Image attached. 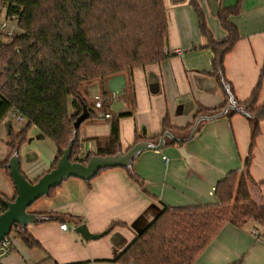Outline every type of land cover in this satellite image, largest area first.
<instances>
[{
    "label": "crops",
    "instance_id": "crops-1",
    "mask_svg": "<svg viewBox=\"0 0 264 264\" xmlns=\"http://www.w3.org/2000/svg\"><path fill=\"white\" fill-rule=\"evenodd\" d=\"M164 1L170 57L159 64L135 69L130 81L125 76L124 94L117 98L108 90L109 80L95 88L102 93L105 108L80 127L82 155L97 153L106 145L110 136V119L106 115L133 111V116L123 117L119 122L120 152L126 153L134 146L137 133L145 136L144 141L156 142L154 139L163 132L166 117L177 128L172 133L179 139H187L190 133L185 138L179 130L193 122L199 105L213 109L225 103L220 87L205 75L212 71L215 55L205 47L208 39L201 33L199 16L191 0ZM237 1L196 0L215 42L228 38L219 12L236 6ZM227 22L235 26L239 39L224 58V78L240 103L249 101L258 89V105L262 106L264 0H241L240 11L229 16ZM10 117L4 121L6 129L8 123L12 124L8 121ZM251 120L237 113L205 122L182 146L167 145L162 150L142 153L133 163L134 176L124 168H114L101 171L90 182L68 179L53 196L46 197V201L41 198L29 211L45 218L27 227L41 247L31 249L18 239L23 248L14 246L15 250L1 258L0 264H119L115 261L121 253L165 208L216 203L218 183L235 171L249 173L251 197L259 207H264V119L259 122L260 132L252 148L249 169L245 170L251 151ZM29 136L23 146L29 145L28 148L22 155L19 151V155L23 174L34 182L49 172L57 149L36 127ZM8 141L9 138L7 145ZM181 149L186 151L189 161ZM10 152L8 145V152L0 157V162ZM15 191L0 168V193L12 197ZM82 224L93 235L107 234L98 240L85 241L75 232ZM61 225H67L68 230H62ZM255 230L259 232L257 236ZM261 232L254 222L242 228L226 223L193 264H264Z\"/></svg>",
    "mask_w": 264,
    "mask_h": 264
},
{
    "label": "trees",
    "instance_id": "trees-1",
    "mask_svg": "<svg viewBox=\"0 0 264 264\" xmlns=\"http://www.w3.org/2000/svg\"><path fill=\"white\" fill-rule=\"evenodd\" d=\"M0 5L5 9L9 26L6 30L9 40L0 44V125L14 112L27 121L19 133L11 128L8 134L11 152L5 161L0 162V168L10 180L7 164L14 152L20 151L27 143L33 127L55 144L57 153L49 172L57 167L73 138L74 124L84 107L90 118L95 116L81 93L84 85L105 82L121 75L130 81L135 69L159 64L170 57L164 0H0ZM191 5L198 13L201 33L208 39L205 47L215 55L213 69L205 75L215 80L225 95V103L213 109L199 105L193 122L179 130L185 138L200 115L216 113L229 104L222 78L234 96L233 88L224 78V58L239 39L237 29L227 19L238 14L241 0L236 6L219 12L222 25L228 32V38L222 42L213 40L196 0H191ZM9 31L12 36H8ZM234 99L252 116L251 151L245 164L248 171L252 148L260 132L259 122L264 119V105H258V89L247 102L240 103L235 96ZM235 114L231 112L228 116ZM131 116L132 110L110 114V136L97 153L82 155L79 129L71 162L86 164L94 155L119 153V122L123 117ZM176 129L166 117L163 132L154 141L165 132ZM136 137L135 144L146 139L140 133ZM184 143L169 141L167 145L182 146ZM126 170L134 176L132 169ZM250 181L249 173L231 172L217 185L216 203L165 208L115 262L193 264L226 223L242 228L254 222L264 236V207L253 201ZM57 189L51 190L50 196ZM17 195V191L12 197L0 193V214L6 211L4 202L14 201ZM14 230L16 237L27 247H41L27 230L22 231L20 227ZM14 250L13 246L8 254Z\"/></svg>",
    "mask_w": 264,
    "mask_h": 264
},
{
    "label": "water",
    "instance_id": "water-1",
    "mask_svg": "<svg viewBox=\"0 0 264 264\" xmlns=\"http://www.w3.org/2000/svg\"><path fill=\"white\" fill-rule=\"evenodd\" d=\"M222 85L226 89L229 96V104L221 111L211 114L200 115L190 131L188 140L192 139L199 130L201 124L209 121H214L225 116L231 112L242 114L251 118L244 109H241L235 101L229 86L222 78ZM126 87V77L124 75L113 77L108 81V90L112 92L117 98L124 94ZM122 104H119L121 107ZM90 118V113L84 107L83 113L77 118L74 127L75 132L68 147L63 152V157L60 159L57 167L50 172L44 174L38 182H30L21 170V161L19 151H15L7 164L9 175L18 195L14 201L6 200L4 202L6 211L0 214V244L10 235L15 227H20L22 231H26L29 225L43 222L45 218L29 212V208L43 197H49L51 190L59 188L63 182L70 178H77L85 182H90L101 171L114 168L132 169L133 163L138 157L147 151L162 150L167 146L169 141L183 143L187 139H179L172 132H165L156 142L141 141L130 148L126 153L119 152L113 156H98L91 157L88 163H74L71 162V156L74 145L77 141V132L81 125ZM12 124H7V133L11 132ZM183 157L189 161L188 155L184 149H181ZM75 232L80 234L85 241L98 240L106 234L93 235L89 232L86 225L82 224L75 229Z\"/></svg>",
    "mask_w": 264,
    "mask_h": 264
},
{
    "label": "rangeland",
    "instance_id": "rangeland-1",
    "mask_svg": "<svg viewBox=\"0 0 264 264\" xmlns=\"http://www.w3.org/2000/svg\"><path fill=\"white\" fill-rule=\"evenodd\" d=\"M0 10H1V17L4 18L5 9L2 5H0ZM17 33L18 32H16V33L13 32V34H17ZM8 40L9 39L7 37L6 31L2 30L1 25H0V44L6 43V42H8ZM101 83H104V82L103 81L92 82V83L84 85L83 88L81 89V93H82L83 97L86 99V101L88 102L89 107L91 108V110H93L97 114L100 111H103V108H105L104 107L105 102H104V98H103L102 93L101 92L97 93L98 91H96V89H95L97 86L98 87L101 86ZM8 121L12 122L13 130H14V132H17V133H19L21 131V129H23L27 124L26 120H22L21 122H19V121L13 119V117H10L8 119ZM5 122H3L0 125V157H3L4 154H7V152H8V145H7L6 141L8 140L9 137L7 134ZM30 133H31V131H30ZM30 133H29V135H30ZM49 142L53 143L51 140H49ZM28 146L29 145H26L25 147L21 148L20 155L24 154V152L26 150L25 148H28ZM32 149H34V148H32ZM44 198H45L44 200L46 201L47 200L46 197H44ZM31 208H32V206L29 208L28 211H30ZM9 238L13 241L14 246H17V247L20 246L21 248H23V246L18 241V238L16 237L14 229L10 233Z\"/></svg>",
    "mask_w": 264,
    "mask_h": 264
},
{
    "label": "built area",
    "instance_id": "built-area-1",
    "mask_svg": "<svg viewBox=\"0 0 264 264\" xmlns=\"http://www.w3.org/2000/svg\"><path fill=\"white\" fill-rule=\"evenodd\" d=\"M13 19L15 21H17L16 17H13ZM0 25L2 30L6 31L8 29V23L6 20V13L4 15V18L1 17L0 15ZM12 33L9 31L8 36H12ZM180 53V51H178ZM12 117L21 121L23 118L21 116H18L17 113H11ZM106 118H110V115H106ZM164 160H167L166 158H164ZM61 229L64 231L68 230L67 225H61ZM254 234L257 236L259 234V232L257 230L254 231ZM14 246L13 241L9 238V236H7L0 244V259L3 258L4 256H6L9 252V250Z\"/></svg>",
    "mask_w": 264,
    "mask_h": 264
}]
</instances>
